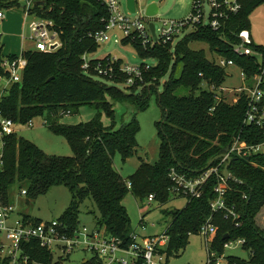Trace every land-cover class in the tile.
Returning <instances> with one entry per match:
<instances>
[{
  "label": "trees",
  "instance_id": "trees-1",
  "mask_svg": "<svg viewBox=\"0 0 264 264\" xmlns=\"http://www.w3.org/2000/svg\"><path fill=\"white\" fill-rule=\"evenodd\" d=\"M240 3L241 11L228 21L224 31L200 26L176 44H157L153 48H145L139 39H123L121 43L132 45L143 60L157 61L156 66L148 68L145 63L140 66L142 85L123 89L119 86L126 83L127 76L121 72V60L114 64L112 76L101 77L96 71L100 63L107 65L111 56L91 59L90 69H83V56L94 54L101 47L90 35L103 30L102 20L109 16L99 0H46L43 13L36 8L41 17L55 22L62 47L53 53H23L28 66L22 81L2 92L0 110L19 128L38 117H46L45 124L50 131L63 136L74 155L50 157L18 133L6 137L0 165V204H12L10 189L16 184L27 185L25 190L30 202L47 194L52 187L62 185L71 193L72 202L58 221L71 233L80 228V206L90 199L99 213L95 229L102 236L126 243L130 241L132 231L131 218L123 201L129 193L142 203L153 195L155 202L166 205L172 196L169 178L172 169L196 177L239 136L248 144L261 142L263 133L260 129L243 125L246 98L243 96L233 104L231 96L223 95L219 101L217 93L210 90L211 85L223 86L225 69L209 60L204 51L190 47L192 43L207 44L213 54L233 60L249 77L257 73L255 60L236 55L233 47L239 42V32L250 30V16L264 5V0H240ZM16 6L15 1L0 0V11ZM255 48L264 51V47ZM16 58L15 55L4 56L0 44V77L8 76L2 68L5 59ZM166 76L168 80L160 93L161 80ZM179 91L184 94L180 95ZM153 93L157 94L163 114L162 121L156 124L161 140L160 157L155 165L142 162L129 180L120 175L114 158L120 154L126 160L136 152L141 129L136 116L117 130L115 124L106 127L101 115L76 126L60 122L62 117L78 112L82 105L114 116V104L123 102L139 113L148 108ZM250 161L234 158L229 169L239 183L228 181L226 199L228 206L240 215L239 226L224 213L212 212L210 201L215 198V178L208 181L201 198L187 199L183 209L164 211L172 220L166 230L171 238L167 262L173 252L185 249L189 236L199 234L201 226L211 219L218 228L212 252L217 256L224 255L226 243L242 239L245 241L242 248L249 253L248 259L226 256L229 264H264V229L256 221L264 206V154L255 155ZM146 215H142V221ZM33 221L41 222L39 219ZM22 250L31 258L30 264H64L54 262L53 254L36 241L22 245ZM0 264H7V261L0 258Z\"/></svg>",
  "mask_w": 264,
  "mask_h": 264
},
{
  "label": "built area",
  "instance_id": "built-area-1",
  "mask_svg": "<svg viewBox=\"0 0 264 264\" xmlns=\"http://www.w3.org/2000/svg\"><path fill=\"white\" fill-rule=\"evenodd\" d=\"M11 1L18 3V6L11 9H22L26 19L36 15L30 38L35 46L34 51L53 53L62 47L60 32L55 22L41 17L36 12V8L40 9L41 13L44 12L47 5L46 0ZM99 1L107 8L109 16L102 20L105 24L104 29L90 35L96 43L102 45L112 38L110 33H116L118 35L116 38H120L121 42L123 39H139L145 48H153L157 44L175 43V40L189 28L195 30L201 26L214 31H224L228 28V21L242 9L240 0H194L192 14L187 19L163 21L160 30L153 23L155 26L154 37L150 28L152 22L148 20L150 17L140 8L138 0H135L136 12L132 13L127 9L128 14L123 12L120 0ZM131 15H138V17L134 19ZM4 18L5 14L2 10L0 11V20ZM238 39L239 42L233 47V52L238 56L253 58L258 64V72L249 77L247 72L241 69V80L244 85L238 89L229 90L224 86L211 85L210 90L217 93L216 99L219 101L223 95L233 96L231 99L233 104H237L244 96L247 110L243 125L260 129L263 133L262 141L257 144H248L239 136L230 146L227 154H224L196 177L180 174L175 169H172L169 174L172 182L171 194L176 198L185 199L201 198L208 181L215 178L217 185L214 188L215 198L210 201L211 210L215 213H224L225 217L236 226H239L240 215L235 208H231L227 204L228 181L230 180L225 178L224 169L229 160L234 158L251 162V158L255 155L264 154V51L255 48L257 45L248 29L240 31ZM261 47L263 48L264 45ZM89 55L83 56V69L87 71L91 66ZM215 58L213 61L221 68L237 66L233 60L217 54ZM118 61V58L111 57L107 60V65L104 66L100 63L96 68L97 74L101 77L114 75V64H117ZM27 66L28 61L23 55L15 60L5 59L2 68L8 73V76L0 77V81L6 82V88L21 82ZM121 72L127 76L126 83L119 86L121 89L144 83L143 71L140 66L132 67L122 64ZM27 126L33 128L34 122L30 121ZM18 131L16 123L5 117L0 110V165H2L4 157V139L17 134ZM128 187H131L130 183H128ZM22 195L27 196V190H22ZM147 201L155 202V197L151 195ZM15 212L12 204H0V258L7 261V264H30L31 258L24 254L22 245L32 241L38 242L41 248L49 250L54 256V262L64 264H67L74 253L82 251L91 253L92 257L88 260L83 259L79 264H167V251L171 238L166 234V231L162 235L151 237H141L132 232L130 241L125 243L118 238L102 236L96 229L89 232L84 227L71 233L69 228L58 220L35 223L33 219L25 218V216L13 219ZM217 231L218 228L211 223V219L199 230V234L206 239L209 264H229L225 254L217 256L211 250ZM244 243L245 241L242 239L231 241L226 243L224 248L226 250L242 247Z\"/></svg>",
  "mask_w": 264,
  "mask_h": 264
},
{
  "label": "rangeland",
  "instance_id": "rangeland-1",
  "mask_svg": "<svg viewBox=\"0 0 264 264\" xmlns=\"http://www.w3.org/2000/svg\"><path fill=\"white\" fill-rule=\"evenodd\" d=\"M121 7L125 14L127 11V0H120ZM140 8L146 12L147 7L156 4L159 11L158 14L148 19L155 24L156 28H162L163 21H182L192 14L194 0H138ZM6 19L0 21V35L3 36L1 46L5 56L14 54L20 56L22 51H34L35 46L31 40V28L36 20V15L30 17L24 27V13L20 8L4 9ZM136 19L138 15H131ZM4 24V25H3ZM193 31L192 28L187 29L176 40H182L186 34ZM250 32L252 39L257 46L264 45V5L257 8L250 16ZM118 34V33H117ZM112 38L101 45L100 49L89 55L90 59H103L107 56L116 57L123 62L124 65L139 67L142 64L147 66H156L157 61L154 59L143 60L132 45L124 46L120 38H116V33H110ZM23 37L26 39L23 41ZM117 39L119 40L117 42ZM191 49L204 51L209 60L216 59V55L212 53L210 47L204 43H192ZM96 80L102 81L96 77ZM168 80V76L161 80L159 92H163L164 83ZM113 86L112 83H107ZM244 83L241 80V69L238 66H231L225 69V81L223 86L229 90H235L242 87ZM10 86H7L9 88ZM6 89V82L0 81V99L2 92ZM182 95L184 92L179 91ZM233 97V96H231ZM114 116H109L106 112H101L97 108L90 105H82L79 111L69 114L60 119L62 125L76 126L88 123L101 115V120L106 127L115 124V129H119L122 125L130 122L134 116L139 122L140 132L137 136L136 152L128 159L124 160L120 154L114 158L115 167L120 175L129 180L138 170L142 162L155 165L160 157L161 140L158 134L157 123L162 121V110L157 102V94L153 93L150 97L149 106L146 110L137 113L134 107L127 103L118 102L114 104ZM46 117H38L33 120L34 127L29 126L18 127V136L35 144L45 154L50 157L66 158L72 157L73 151L67 140L50 131L45 124ZM27 185L16 184L10 189L11 203L16 212L13 219L30 216L43 221L59 220L65 213L72 202V195L65 186H55L50 191L37 199L31 200L30 204L28 195H22V190ZM187 204V199L176 198L171 196L170 201L166 205H160L157 202L149 203L148 201L140 202L131 193L127 195L123 201L128 214L131 218V231L141 237H151L162 235L165 233L168 225L171 223V216H167L164 211H174L175 209H183ZM147 214L144 221L142 215ZM99 216L95 204L87 199L80 206V228H87L89 232L95 230L96 218ZM256 221L261 229H264V206L258 213ZM206 239L200 234H191L185 249L179 253L173 252L167 264H209V255L206 245ZM226 256H235L242 259H248L249 253L242 247H234L225 250ZM92 257L88 252H76L71 256L70 262L67 264H79L83 259L88 260Z\"/></svg>",
  "mask_w": 264,
  "mask_h": 264
},
{
  "label": "water",
  "instance_id": "water-1",
  "mask_svg": "<svg viewBox=\"0 0 264 264\" xmlns=\"http://www.w3.org/2000/svg\"><path fill=\"white\" fill-rule=\"evenodd\" d=\"M127 9H128L130 12H132V13H135V12H136V2H135V0H127ZM158 11H159V9H158L157 5H156V4H151V5H149V6L147 7L146 14H147L148 17L152 18V17H155V16L158 14ZM150 28H151V31H152L154 37H155V26H154L153 23L150 24ZM0 41H1V35H0ZM229 150H230V146L226 147V148L224 149V152H223L221 155H219L218 157H216V158L211 162L210 166L213 165V164H214L217 160H219L221 157H223L224 154H227V153L229 152ZM231 164H232V160H229V163L227 164V166H226L225 169H224V176H225V178H227L228 180H233V181L239 183V180L236 179V178H234V177L232 176V174L230 173V170H229V169H230ZM27 203L30 204V201L28 200Z\"/></svg>",
  "mask_w": 264,
  "mask_h": 264
},
{
  "label": "crops",
  "instance_id": "crops-1",
  "mask_svg": "<svg viewBox=\"0 0 264 264\" xmlns=\"http://www.w3.org/2000/svg\"><path fill=\"white\" fill-rule=\"evenodd\" d=\"M5 19H6V15H5V18L2 19V20H0V21L3 22ZM28 19H29V18H28ZM28 19H26L25 15H24V27L26 26ZM3 25H4V24H3ZM30 38H31V36H30ZM30 38H29V40H30ZM2 39H3V36L1 35V41H0V44H1V42H2ZM25 39H26V37H23V41H24ZM24 52H25V50L22 51V54H21L20 56H22ZM10 55H14V54H9V55H7L6 57H8V56H10ZM4 56H5V55H4ZM15 56H17V55H15ZM17 57H19V56H17ZM29 217H30V216H29ZM31 218H33V217H31ZM33 219H36V218H33ZM37 219H38V218H37ZM39 220H41V219H39ZM41 221H43V220H41ZM169 225H170V224H169ZM169 225H168V227H169ZM166 230H167V229H166Z\"/></svg>",
  "mask_w": 264,
  "mask_h": 264
}]
</instances>
